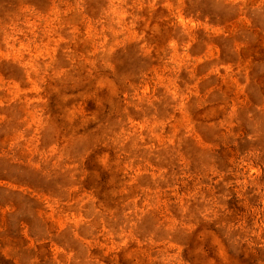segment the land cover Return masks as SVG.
I'll list each match as a JSON object with an SVG mask.
<instances>
[{
  "label": "rangeland",
  "instance_id": "1",
  "mask_svg": "<svg viewBox=\"0 0 264 264\" xmlns=\"http://www.w3.org/2000/svg\"><path fill=\"white\" fill-rule=\"evenodd\" d=\"M0 264H264V0H0Z\"/></svg>",
  "mask_w": 264,
  "mask_h": 264
}]
</instances>
